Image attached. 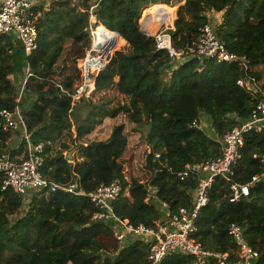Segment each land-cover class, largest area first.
<instances>
[{
    "label": "trees",
    "instance_id": "obj_1",
    "mask_svg": "<svg viewBox=\"0 0 264 264\" xmlns=\"http://www.w3.org/2000/svg\"><path fill=\"white\" fill-rule=\"evenodd\" d=\"M79 1L54 0L47 7H34L38 48L29 57L15 35L0 39V114L22 110L31 143L44 145L46 179L61 186L76 185L86 194L118 180L123 190L114 203L117 216L135 226L152 227L168 217L163 203L171 213L192 208L201 176L182 180L180 174L188 164L220 156L224 135L246 123L262 100L258 92L237 82L249 75L264 91V0ZM172 4H179L170 31L176 50L193 46L200 29L211 24L230 53L247 58L249 71L239 62L195 57L182 62L159 51L155 38L142 31L140 19L142 13L144 21L150 11ZM213 14H220V23ZM96 23L115 38L110 39L116 40V47L126 44L96 76L92 96L73 101L62 89L72 93L78 86L76 64L91 47ZM21 54L31 76L18 101L24 82L15 79ZM117 96L126 103L109 107ZM80 104L91 110L75 135L71 117ZM195 120L201 129L191 128ZM2 123L0 115V159L8 155L18 161L27 144H20L21 133L5 132ZM72 146L81 152L82 161L67 159ZM117 149L129 150L133 172L128 179L113 156ZM262 154L264 132L248 134L242 158L233 168V181L246 185L260 176L262 165L254 156ZM103 158L105 165L100 167ZM3 182L0 174V264L147 262L146 240L129 235L118 242V227L95 221L98 208L87 196L35 190L21 197L3 191ZM231 185L215 179L209 203L199 212L195 239L207 252L233 257L237 246L230 228L243 225L246 243L260 253L258 264H264V179L237 203L227 201ZM150 188L156 198L146 202ZM161 264H194V259L173 253Z\"/></svg>",
    "mask_w": 264,
    "mask_h": 264
},
{
    "label": "built area",
    "instance_id": "obj_2",
    "mask_svg": "<svg viewBox=\"0 0 264 264\" xmlns=\"http://www.w3.org/2000/svg\"><path fill=\"white\" fill-rule=\"evenodd\" d=\"M37 2L38 0H0V39L8 35H15L20 41L26 57L31 56L38 48V29L33 13ZM91 20L95 22L93 15ZM173 29L174 25L171 23L170 31ZM170 31L166 34L162 31L157 32L154 37L156 47L159 51H166L178 61L183 62L186 58L195 57L199 60L216 59L223 63L239 62L245 72L249 71L247 58L230 53L225 43L217 38L211 24L204 25L200 29L197 42L184 50H176L173 46ZM146 33L150 36V33L147 31ZM91 35H93L92 31ZM116 46V43L110 42L96 44L95 37L92 36L90 49L76 64L80 72L78 86L72 93L61 88L62 91L68 94L73 101L89 99L95 91L96 76L109 65L116 52ZM30 76L28 68L27 78L18 101L21 100L23 89ZM237 84L240 87H247L249 90L258 92L262 96V100L253 109L251 117L246 123L224 135L223 150L220 156L203 163L188 164L180 174L182 180L191 175L201 176L192 208H180L171 213L168 205L163 203L162 208L167 210L168 217L162 222H155L152 227L135 226L117 216L114 203L123 190L118 180L110 185L101 184L94 192L86 194L79 192L76 185L61 186L46 179L42 174V168L45 164L44 145L31 143L30 134L19 107L13 111L4 110L0 114L3 130L21 133L20 144L23 142L27 144L24 157H19L18 161L11 160L8 155L0 159V174L4 175L2 190H12L21 197L35 190L51 193L62 191L68 194L87 196L98 208L93 219L112 223L118 227L115 233L118 242L123 243L129 235H135L146 240L149 248L147 250V262L144 264H161L168 255L173 253H183L192 257L194 264H213V262L215 264H258L260 253L246 243L244 236L246 228L243 225L233 224L230 228V235L237 246V252L233 257L228 254L207 252L195 239L198 232L196 222L199 212L209 203V191L216 178L220 177L232 182L230 188V202L232 203H237L242 198L248 197L251 187L264 179V154L254 156L262 165L260 176L253 177L252 181L246 185H240L232 179L234 176L233 168L242 158L246 136L252 132H264V91L260 89L256 78L249 75L239 79ZM191 128L201 129L202 125L195 120L191 124ZM152 191L150 188L146 202H149L151 198H156Z\"/></svg>",
    "mask_w": 264,
    "mask_h": 264
},
{
    "label": "rangeland",
    "instance_id": "obj_3",
    "mask_svg": "<svg viewBox=\"0 0 264 264\" xmlns=\"http://www.w3.org/2000/svg\"><path fill=\"white\" fill-rule=\"evenodd\" d=\"M76 4H79V0H74ZM176 5V6H175ZM175 5H166L167 7H165V10H159L160 12L159 13H162L164 14L165 18H166V21H167V24H165L160 30H158L157 32L159 31H162L164 34H166L167 32L170 31V28H171V23L173 22L174 23V18H175V14H174V11L177 10V7L179 6V4H175ZM171 14H174V17L171 16ZM149 16V15H148ZM172 17V18H171ZM142 18H143V14H142ZM171 20V21H170ZM173 20V21H172ZM141 27H142V31L145 30L144 28V24H143V21L141 20ZM156 32V34H157ZM156 34H150L151 36L155 37ZM124 44L121 45V46H118L116 48V51L117 50H120L122 48H124ZM126 102H125V99L121 96H117L114 100V102L112 104L109 105V107H117L118 105H124ZM81 105V104H80ZM81 109L78 111V112H74V114H76V116H73L71 117L72 119V123H73V132L74 134L76 135V128L79 126V123H81L84 118L87 116V112L90 111L91 109H88V107L85 105H81ZM143 132L146 134L147 133V130H143ZM15 140V138H14ZM17 140V139H16ZM84 141H87V139H85ZM115 155L114 158L123 165L124 167V173L126 175V179H128V177H130L129 175L132 174L133 170H131V167H130V160L129 158H131L128 154L129 150H119L117 149L116 151H112ZM70 154V155H69ZM68 156L71 157V160L70 161H75V162H79V161H82V155H81V152L77 149V148H74V146H72V151L69 152ZM100 167H104L105 165V158H103L99 164H98Z\"/></svg>",
    "mask_w": 264,
    "mask_h": 264
},
{
    "label": "bare ground",
    "instance_id": "obj_4",
    "mask_svg": "<svg viewBox=\"0 0 264 264\" xmlns=\"http://www.w3.org/2000/svg\"><path fill=\"white\" fill-rule=\"evenodd\" d=\"M143 24H144L145 30L148 33L156 34L158 30H160L165 24H167V21H166L164 14L155 13V14H150L149 16H147L145 20L143 21ZM92 34L93 35H91V39H92V36H94L96 44L102 43V42L113 43L111 42L110 38H112L113 40L115 39L111 37L110 35H108L106 32H104V30L100 28V26L94 27V29L92 30ZM114 43H116V40Z\"/></svg>",
    "mask_w": 264,
    "mask_h": 264
},
{
    "label": "crops",
    "instance_id": "obj_5",
    "mask_svg": "<svg viewBox=\"0 0 264 264\" xmlns=\"http://www.w3.org/2000/svg\"><path fill=\"white\" fill-rule=\"evenodd\" d=\"M54 0H38L37 5H44V6H48L49 4H51ZM184 3V1L182 2V4ZM165 5V4H163ZM160 11H150L146 16L150 15V14H155V13H159ZM177 12V10L174 11V14ZM143 14V13H142ZM174 14H171V16L174 17ZM212 17L214 18L215 21H217L218 23H220L221 21V16L220 14H213ZM175 18H176V14H175ZM175 18H174V22H175ZM141 20L142 17L140 19V24H141ZM173 21V20H172ZM93 22V21H92ZM173 23V22H172ZM174 25V23H173ZM126 44V42L124 43V45ZM17 72L18 74L15 75V79H24L23 84L26 81L27 78V73H28V66H27V60L25 58V56H23L22 54L18 56V67H17ZM21 72V73H19ZM23 88V85H22ZM29 96V95H28ZM37 96L36 95H30L29 98L31 99H35ZM20 141V138H19ZM17 142V141H16ZM14 142V144L16 143ZM19 143V142H18ZM17 145V143H16Z\"/></svg>",
    "mask_w": 264,
    "mask_h": 264
},
{
    "label": "water",
    "instance_id": "obj_6",
    "mask_svg": "<svg viewBox=\"0 0 264 264\" xmlns=\"http://www.w3.org/2000/svg\"><path fill=\"white\" fill-rule=\"evenodd\" d=\"M143 32L147 35V33H146V31L145 30H143ZM151 36V35H150ZM151 37H153V36H151ZM70 155V154H69ZM67 159L70 161L71 160V157L70 156H67ZM227 201H231V198L229 197L228 199H227Z\"/></svg>",
    "mask_w": 264,
    "mask_h": 264
},
{
    "label": "clouds",
    "instance_id": "obj_7",
    "mask_svg": "<svg viewBox=\"0 0 264 264\" xmlns=\"http://www.w3.org/2000/svg\"><path fill=\"white\" fill-rule=\"evenodd\" d=\"M96 24H97V23H96ZM96 24H95V25H96ZM95 25H94V26H95Z\"/></svg>",
    "mask_w": 264,
    "mask_h": 264
}]
</instances>
